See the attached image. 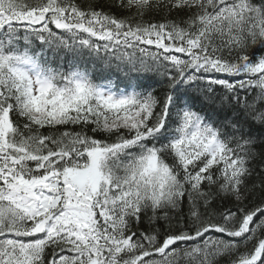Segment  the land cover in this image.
I'll use <instances>...</instances> for the list:
<instances>
[{
	"label": "snow or ice",
	"instance_id": "1",
	"mask_svg": "<svg viewBox=\"0 0 264 264\" xmlns=\"http://www.w3.org/2000/svg\"><path fill=\"white\" fill-rule=\"evenodd\" d=\"M0 264H264V0H0Z\"/></svg>",
	"mask_w": 264,
	"mask_h": 264
}]
</instances>
